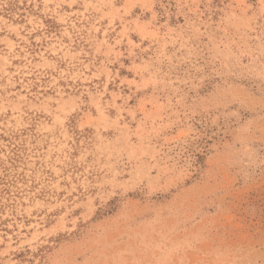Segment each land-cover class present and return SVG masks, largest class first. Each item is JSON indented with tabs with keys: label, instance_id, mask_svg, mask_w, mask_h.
I'll return each instance as SVG.
<instances>
[{
	"label": "rangeland",
	"instance_id": "374dc122",
	"mask_svg": "<svg viewBox=\"0 0 264 264\" xmlns=\"http://www.w3.org/2000/svg\"><path fill=\"white\" fill-rule=\"evenodd\" d=\"M0 264H264V0H0Z\"/></svg>",
	"mask_w": 264,
	"mask_h": 264
}]
</instances>
